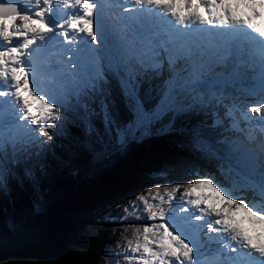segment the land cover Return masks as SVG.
<instances>
[{
    "label": "snow or ice",
    "instance_id": "snow-or-ice-1",
    "mask_svg": "<svg viewBox=\"0 0 264 264\" xmlns=\"http://www.w3.org/2000/svg\"><path fill=\"white\" fill-rule=\"evenodd\" d=\"M177 2L178 0H134V5L144 9L141 15L152 14V9H161L175 23L157 19L154 23L145 22L136 27L125 25L113 33L111 49H108L107 42L103 45L109 53V76L116 81L127 113V118H124L112 96L109 80L97 66L96 54L101 48L93 47L104 40L102 18L94 17L98 5L103 11L104 0H72L68 7L78 6L79 14L69 15L63 22L52 24L44 19L47 9L36 11L34 18L27 13L22 14L13 0H0V38L11 44L13 37H24L16 46L6 49L0 47V97L11 96L13 99L8 103L15 107L14 121L6 123L0 112V198H6L13 186L28 185L31 188L33 215H39L45 204L42 179L49 175L53 164L57 167H70L73 160L72 153L57 158L51 154V149L44 150L40 146L52 141L48 129L57 128L55 121H64L59 125L61 130L64 129L69 122V110L73 114L71 123L83 132L86 147H90L98 159L104 158L109 148L117 152L126 150L129 144L140 142L147 133L158 128L163 134L187 136V143L181 147L193 156L215 162L216 173L205 172L202 175L199 168H186L185 174L194 179L187 184L181 200L171 210L170 218H167L169 214L163 204H171L174 197L168 200L160 197L159 204H149L146 196L137 197L144 210L150 213L146 219L161 221L151 226L145 225L144 243H137L135 246L134 251L143 247L140 255L143 264H152L153 261H159V264H173V261L176 264H221L218 259L219 249L216 255L205 257L201 254L199 241L186 227L192 221L204 222L197 228L206 227L210 232L223 233L224 237H209V240H218L231 252L247 249L246 254L239 252L241 258L254 257L256 254L259 258H264V243H254L234 218L235 211L244 209L257 221L264 222V127H261V138L255 147H243L241 142L222 136V133V138H215L213 134L224 124L217 112L224 108L227 109L224 113L226 116H233V110L224 103L227 98L224 93L215 90L218 81L207 78L208 73L215 70V65L202 62L203 50L199 43L189 39L197 31L211 34V29L222 30L214 33L217 37L235 34L248 36L255 45L253 54L260 69L253 77V94L259 92L260 99L258 106L251 107L250 111L264 113V26L252 22L261 15L252 7L257 0H239L245 8H252V17L237 16L230 7L225 6L224 0H182L187 14L185 10L177 9ZM44 3L47 5L49 0H44ZM259 4L264 7V0H259ZM198 7H203L209 18L206 19L196 11ZM124 11L130 9L124 8ZM126 19L131 21L134 17ZM30 22H40L44 30L29 28ZM194 23L211 27L204 30L190 28ZM9 24L12 26L11 30ZM247 30L257 35H251ZM53 32L56 36L63 37V41H57L55 37L48 38L47 34ZM37 40L41 44L34 51L47 50L64 41L77 45L78 47L63 50L75 56V60L72 56L68 59L72 66L80 65L82 72L77 75L82 76L81 81L69 87L65 78L59 74V69L37 71L32 66L31 58L26 63L24 56H31L27 50ZM241 47L242 45L229 42L224 59L232 55L233 48L238 52ZM82 53L86 54L84 58L88 61L86 73L83 71L85 65ZM222 62L217 61L218 64ZM244 63L238 60L234 71L238 72ZM41 74L45 77L44 85L39 79ZM161 76L164 79L153 85L152 81ZM52 80L56 81L54 88L50 87ZM146 83L149 84L146 95L155 91V103L151 105H147L141 95ZM69 95L71 104L67 99ZM3 103L5 101H0V104ZM36 104H39V115L33 111ZM60 108H64L63 114ZM201 115L212 116L214 121L207 123L204 119H199L190 128L177 126L178 121L196 120ZM243 118L251 119L246 114ZM23 121L28 123L24 124ZM97 121L101 127L97 126ZM37 123L40 127L30 131L37 132L38 136L25 140L16 135L17 128H28V125ZM259 123L264 125V121ZM231 127H238L235 118ZM39 137L46 139L40 140ZM247 140L249 145L253 144L254 135L249 134ZM160 171L167 174L169 169L162 168ZM182 186L184 185L176 183L175 191H179ZM206 189H210L215 196L201 194ZM155 191L159 192V185L155 186ZM151 192L150 189L148 194L151 195ZM248 192H251V198L246 194ZM152 199L155 200L156 197ZM217 199L223 201L224 206H216L213 201ZM130 209L136 210L135 202ZM130 209L125 208L124 211L128 213ZM185 212L189 216L178 219L179 214ZM205 217L214 219L205 220ZM8 227L12 231H19L29 225L24 219H14ZM149 232L153 233L151 239ZM153 244L156 245L155 249ZM233 264L239 262L233 261ZM249 264H254V261ZM259 264H264V259Z\"/></svg>",
    "mask_w": 264,
    "mask_h": 264
},
{
    "label": "trees",
    "instance_id": "trees-1",
    "mask_svg": "<svg viewBox=\"0 0 264 264\" xmlns=\"http://www.w3.org/2000/svg\"><path fill=\"white\" fill-rule=\"evenodd\" d=\"M107 65L105 61L99 69L109 80L122 117L127 118L119 88L110 78ZM162 79L164 77L152 84ZM148 88L146 83L141 95L145 103L151 105L155 103V91L146 95ZM67 99L71 104L70 95ZM60 111L63 114L65 110L60 108ZM72 119L69 110V122L64 129L59 127L64 121H55L57 128L48 129L52 141L40 146L44 150L51 149V154L57 158L72 153L73 160L70 167L53 164L49 175L42 179L45 204L39 215H33L28 185L13 186L6 198H0V264H126L136 244L144 243L145 225L150 226L146 219L150 213L137 197L146 196L149 204H159L160 197L168 200L176 193L185 192L187 184L194 179L185 174L188 167L199 168L202 175L216 173L215 162L193 156L181 147L187 143V136L163 134L158 128L147 133L140 142L129 144L126 150L117 152L109 148L106 156L98 159L91 148L86 147V138L71 123ZM199 119L213 122L212 116L201 115L196 120L178 121L177 126L190 128ZM97 126L101 127L99 121ZM39 127L37 123L33 129ZM213 135L221 138L217 133ZM36 136L38 133L32 131L24 139ZM162 168H168L169 172H161ZM176 183L184 186L175 191ZM157 185L159 192L155 191ZM150 189L151 195L148 194ZM133 202L135 211L130 209ZM168 207L169 203L163 204L165 210ZM125 208L130 211L126 213ZM14 219L26 220L29 227L10 230L8 225ZM152 235L148 233L150 239Z\"/></svg>",
    "mask_w": 264,
    "mask_h": 264
},
{
    "label": "bare ground",
    "instance_id": "bare-ground-1",
    "mask_svg": "<svg viewBox=\"0 0 264 264\" xmlns=\"http://www.w3.org/2000/svg\"><path fill=\"white\" fill-rule=\"evenodd\" d=\"M29 1H33V0H27V3H29ZM37 1H40V0H34V2H37ZM182 3H183L182 0H178V2H177V4H179V5ZM226 6L231 8L232 3H226ZM233 11H242V10L235 9ZM24 13H28L29 15H32V16H34V14H35V12L32 11V9H30V6L29 7L26 6V3H25L24 8H23V14ZM109 19L112 22H114L111 17H109ZM107 39H108L107 34L104 31V40H107ZM210 41H213V39H210ZM229 42H232V37L230 35L227 36V40L224 42V44H218L216 46H213L212 48L216 51V53H218V50L222 49L221 45H225V44L227 45ZM247 59H248L247 57H244L242 61H247ZM258 101H259L258 97L254 96L252 93H250L249 101H247V100L230 101L229 107H231V109L233 110V113L238 117V119L242 125H244V124L249 125L250 129L257 130L256 128L258 127V121L253 120L252 116H250V115L254 114L250 111V108L253 106H257L255 104H257ZM252 102H255V104H253ZM244 112L247 113V115H249L248 117L251 118L250 120L244 121V118H243ZM252 132H254V131H252ZM247 137H248L247 135H243L244 142L248 144ZM180 200L181 199L179 197L175 198V200H174L175 207L177 206V203ZM205 230H208V229L205 228ZM263 236L264 235L262 233H260L259 231L257 233L253 234L254 238H259V237H263ZM261 243H264V241ZM139 255H141V254H139Z\"/></svg>",
    "mask_w": 264,
    "mask_h": 264
},
{
    "label": "rangeland",
    "instance_id": "rangeland-1",
    "mask_svg": "<svg viewBox=\"0 0 264 264\" xmlns=\"http://www.w3.org/2000/svg\"><path fill=\"white\" fill-rule=\"evenodd\" d=\"M177 7H179V6H177ZM18 22H19V21H18ZM40 24H41V23H39V22H35V23L30 22V23H29V28H36V29H39V28H41V27H40V26H41ZM8 26H9V29L11 30V28H12L11 24H9ZM103 45H104L103 43L100 44L101 51L99 52L98 55H103L104 53H106V51H105ZM84 63L87 64V61L84 60ZM97 63H98V62H97ZM80 71L82 72L81 67H80ZM83 71L85 72V71H87V69L85 70V68H84ZM67 84H68V83H67ZM55 86H56V85H55ZM226 100H227V98H226ZM228 102H229V101H228ZM36 107H39V104H36V105H35L33 111H35ZM228 108H229V107H228ZM31 127H32V125H28V128H22V130H23V132H25V133H29ZM20 131H21V129L18 128V130L16 131V134L19 133ZM211 193H212V192H211L210 189H206V190H204L201 194H203V195H210ZM249 194H250V196H251V192H250ZM214 195H215V193H214ZM179 198L181 199V195H179ZM249 198H251V197H249ZM213 203L216 204V206H218V207H222V206H224V202H223V201H219L218 199H217V200H214ZM243 210H244V209H239V210L235 211L236 215L241 214V212H242ZM246 212H247V211H246ZM247 214H248L247 216H248L250 219H256L255 217H252L248 212H247ZM170 216H171V214H169L167 218H170ZM234 217L236 218L237 216H234ZM178 219H180L179 216H178ZM208 233H209V232H208ZM153 248H154V249L156 248V245H155V244L153 245ZM142 252H143V247H141L139 251H134L133 254H132L133 256H132V257L130 256L131 258L128 259V264H129V263H132V264H143V260L140 259V255H139V254H141ZM134 254H135V255H134ZM138 255H139V256H138ZM132 259H133V260H132ZM152 264H159V261H153ZM173 264H176V262L173 261Z\"/></svg>",
    "mask_w": 264,
    "mask_h": 264
}]
</instances>
